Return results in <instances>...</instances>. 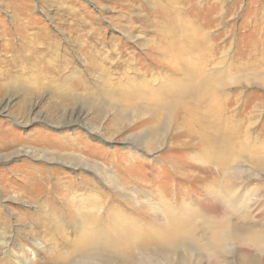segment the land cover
Returning <instances> with one entry per match:
<instances>
[{
    "label": "rangeland",
    "instance_id": "obj_1",
    "mask_svg": "<svg viewBox=\"0 0 264 264\" xmlns=\"http://www.w3.org/2000/svg\"><path fill=\"white\" fill-rule=\"evenodd\" d=\"M162 1L0 0V62L11 60L1 69L58 68L62 78L69 76L70 87L69 91L58 89L57 81L43 86L28 71L25 81L0 90V264L101 263L67 246L78 241L73 229L55 231L53 215L60 214L62 223L74 216L57 201V188L70 187L79 199L83 191L74 186L91 180L97 187L91 173L83 172L81 177L65 166L69 160L78 157L83 161L84 157L93 165L100 162L98 167H115L113 182L119 178V185L133 176L160 185L169 178L170 160H181L184 154L166 149L168 142L155 144L156 156L161 157L147 167L149 154L127 144L126 137L139 131L143 136L150 124L125 130L133 125L130 117L117 116L115 108L100 103L97 93L101 97L99 87L126 86L129 79L163 84L157 74L175 73V68L162 52L169 39L177 43L178 37L188 35L184 30L188 22L200 31L197 38L203 47L204 72L221 95V117L244 145L231 165L247 175L232 182L230 178L236 176L229 177L225 169L219 180L240 189L237 204L253 194L248 206L231 211L240 228L238 240L228 245L230 254L225 256L229 264H240L238 254L244 248L259 258L264 255L252 248L255 236L264 247V0H178L176 9L169 11ZM166 15L172 20H166ZM167 29L174 31L171 36L165 35ZM152 70L155 76L149 77ZM153 138L157 141L156 131ZM202 164L212 168L208 160ZM182 184L170 183L168 192L179 194ZM136 192L133 200L138 208L155 203L156 193L145 189L136 196ZM115 197L110 195L112 201ZM220 209L217 215H208L221 217L229 208L223 205Z\"/></svg>",
    "mask_w": 264,
    "mask_h": 264
},
{
    "label": "bare ground",
    "instance_id": "obj_2",
    "mask_svg": "<svg viewBox=\"0 0 264 264\" xmlns=\"http://www.w3.org/2000/svg\"><path fill=\"white\" fill-rule=\"evenodd\" d=\"M177 1L163 0L162 3L169 11L176 9ZM168 18L172 20L166 15V20ZM184 30L188 35L184 38L178 37L177 43L166 38L168 45L162 53L167 62H174V66L169 63H166V66L175 68V73L167 70L158 73L157 75L164 79L163 84L152 85L154 81L148 82L147 79L135 83L134 79H129L126 86L108 88L106 84L99 87L102 88L101 97L97 93L100 103L115 108L117 116L130 117L133 125L127 126L125 130L137 124H150L151 128H144L143 136L140 135L142 131H139L126 137L127 144L137 151L149 154L147 167H152L155 160L161 157L156 156L159 152L156 151L155 144L168 142L166 149L178 150L179 156V152L181 156L184 154L181 160H170L172 168L169 178L160 185L147 183L142 176H133L134 178L124 180L119 185V178L113 182L115 167H98L100 162L93 165L87 158L83 157V161H80L75 157L69 160L71 164L65 163V166L77 171V175L81 177L85 176L83 172L91 173L96 179L92 183H96L97 187H93L91 180L74 186L77 191H83L79 199L77 192L71 194V189L67 186L61 185L57 190L52 188L53 193L48 192L55 194V190L58 191L55 194L57 201L62 204V208L74 214L66 223L61 222L60 214H52V219L56 220L55 231L64 233L73 229L78 241L67 246L78 248L84 258L98 260L100 264H202L205 260L206 264L230 263L229 258L225 256L230 254L227 248L238 240L236 234L240 228L236 224L239 221L232 216L231 211L237 212L240 205L248 206L253 194L247 195L244 201L237 204L241 200L238 192L240 189L237 190L232 183L222 184L219 176L225 169L230 171L229 177L236 176L230 178L232 182H236L238 176L241 179L247 175L241 174L238 166L231 165L244 145L238 139L237 133L228 130L225 117H221V95L217 91L216 83L212 84L213 81L204 72L203 47L197 38L200 31L193 28L189 22ZM173 32L167 29L165 35L171 36ZM164 58L162 57V60ZM10 62L11 60L0 62V82H3L0 83V90L11 86L12 82L25 81L24 77H27L28 71L37 77L36 80L42 81L43 86L49 87L52 82L57 81L60 82L57 84L58 89L70 90L67 82L69 76L62 78V72L58 68L34 67V70L27 66L15 71L1 69L2 64L7 66ZM153 70L149 71V77L155 76L156 71ZM140 72L139 68L136 69V73L140 75ZM5 105H8V102ZM224 110L226 111L227 107ZM169 129L172 132H169L171 134L168 136L166 133ZM121 130L122 128L119 131ZM155 131L157 141L153 138ZM196 160L201 163L197 164ZM205 160L210 162L211 169L203 166L202 162ZM261 167L264 169V161ZM179 181L183 183L180 193L173 195L168 192L172 190L171 186H175ZM145 189L151 194L156 193L155 203L151 200L152 203L147 202V208H138L139 206L134 204L133 195L136 190L139 191L136 196L144 194ZM241 189L245 190L244 187ZM112 193L116 196L113 201L110 199ZM60 195L64 199L59 197ZM48 201L51 204L50 200ZM210 203L211 205H208ZM260 203L262 204V201ZM223 205L229 209H225L221 217L208 215H217L222 211L220 207ZM86 207L88 211H84ZM126 209H130V212L124 211ZM253 239L255 247L252 248L264 253V247H260L257 236ZM41 244L40 242L37 246ZM238 259L240 264H264V255L259 258L250 248L241 250Z\"/></svg>",
    "mask_w": 264,
    "mask_h": 264
}]
</instances>
